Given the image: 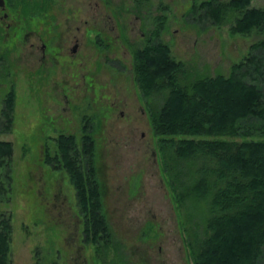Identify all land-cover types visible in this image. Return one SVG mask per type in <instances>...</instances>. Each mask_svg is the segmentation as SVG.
I'll list each match as a JSON object with an SVG mask.
<instances>
[{
	"label": "rangeland",
	"instance_id": "374dc122",
	"mask_svg": "<svg viewBox=\"0 0 264 264\" xmlns=\"http://www.w3.org/2000/svg\"><path fill=\"white\" fill-rule=\"evenodd\" d=\"M195 1L202 0H31L25 8L10 0L0 18V139L13 143L0 215L11 218L10 264L193 263L189 240L202 228L192 220L203 210L190 196L180 206L164 170L149 111L163 99L142 93L135 51L160 13L163 40L199 75L228 74L261 38L231 31L232 16L220 26L202 19ZM10 89L11 121L3 112ZM85 128L95 138L109 224L95 240L85 237L69 173L45 153L60 132L80 137Z\"/></svg>",
	"mask_w": 264,
	"mask_h": 264
},
{
	"label": "trees",
	"instance_id": "16d2710c",
	"mask_svg": "<svg viewBox=\"0 0 264 264\" xmlns=\"http://www.w3.org/2000/svg\"><path fill=\"white\" fill-rule=\"evenodd\" d=\"M14 2L26 8L31 0ZM250 3L192 4L204 20L213 18L220 26L232 16L231 31L260 35L228 74L189 71L161 36L167 14L157 16L158 27L135 51V77L142 93L148 99L155 95L163 99L160 105H150L149 111L164 170L180 206L190 196V202L203 210L192 220L202 228L189 240L192 264H264V7ZM16 100L15 90H8L3 112L10 121ZM53 139L52 145H46V160L69 173L85 237L95 240L100 230L109 228L95 138L85 128L80 137L60 132ZM12 155V141L0 139V199L10 186ZM11 242L10 215L1 214L0 264L11 263Z\"/></svg>",
	"mask_w": 264,
	"mask_h": 264
},
{
	"label": "flooded vegetation",
	"instance_id": "af4514ba",
	"mask_svg": "<svg viewBox=\"0 0 264 264\" xmlns=\"http://www.w3.org/2000/svg\"><path fill=\"white\" fill-rule=\"evenodd\" d=\"M49 1L50 0H48V2ZM9 4H10V0H0V10L2 9V11H3V14L2 15L0 14V18L3 19V22H4V19H7L8 18V11H5V9L6 8H9ZM7 24H9V23H7ZM79 40H80L79 38H75L74 43H73V45L70 48L71 52H76L77 51L78 46H79ZM44 47H45V44H43L42 48H44Z\"/></svg>",
	"mask_w": 264,
	"mask_h": 264
},
{
	"label": "crops",
	"instance_id": "0c3cea01",
	"mask_svg": "<svg viewBox=\"0 0 264 264\" xmlns=\"http://www.w3.org/2000/svg\"><path fill=\"white\" fill-rule=\"evenodd\" d=\"M251 5H253V4H251ZM253 6H256V5H253ZM173 53V52H172Z\"/></svg>",
	"mask_w": 264,
	"mask_h": 264
}]
</instances>
